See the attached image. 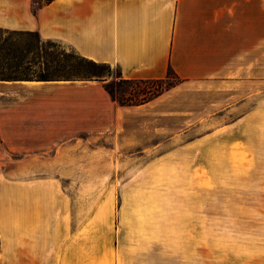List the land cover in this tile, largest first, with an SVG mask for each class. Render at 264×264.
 Wrapping results in <instances>:
<instances>
[{"label":"crops","instance_id":"crops-1","mask_svg":"<svg viewBox=\"0 0 264 264\" xmlns=\"http://www.w3.org/2000/svg\"><path fill=\"white\" fill-rule=\"evenodd\" d=\"M0 30L64 44L123 80H162L170 70L179 83L141 110L171 113L185 87L225 98L209 102V114L236 132L247 167L264 161V0H0ZM132 112L99 81L0 79V139L24 151L0 171V264H264V181L232 187L224 201L205 187L196 201L156 208L153 196H135L115 219L111 197L95 194L153 188L94 186L92 168H68L77 155L49 169L34 152H60L63 130L116 128ZM246 177L264 171L247 168Z\"/></svg>","mask_w":264,"mask_h":264},{"label":"rangeland","instance_id":"rangeland-1","mask_svg":"<svg viewBox=\"0 0 264 264\" xmlns=\"http://www.w3.org/2000/svg\"><path fill=\"white\" fill-rule=\"evenodd\" d=\"M0 79L99 81L116 104L133 107L134 112L128 113L116 128L89 129L79 125L75 130L62 131L60 152L55 146H37L34 151L46 159L49 169L60 168V157L77 155V161L68 168L78 171L92 168L94 186L153 188V193L141 195L95 194V198L111 197L112 218L119 217V210L135 196H153L156 208L162 202L196 201L202 191L199 188L205 187L207 197L224 201L228 200L232 187L259 185L264 181L261 177H246L247 168L255 174L264 171V161L250 162L247 167L245 148L240 138L236 139V132H231L228 124L220 128L221 124L215 121L217 114H209L217 108L208 105L209 102L220 107L225 98L185 87L173 94L174 106L169 114H150L139 108L156 93L179 83L173 73L162 80H122L114 67L91 63L64 44L40 39L38 43L33 33L0 30ZM202 101L207 103L206 109ZM21 152L24 151L7 149L0 139L1 173L12 169ZM90 180L62 178L63 184L71 181L77 185L90 184ZM212 187L215 190H208Z\"/></svg>","mask_w":264,"mask_h":264},{"label":"trees","instance_id":"trees-1","mask_svg":"<svg viewBox=\"0 0 264 264\" xmlns=\"http://www.w3.org/2000/svg\"><path fill=\"white\" fill-rule=\"evenodd\" d=\"M49 0H45L44 2H48ZM36 37V36H35ZM36 39H37V37H36ZM38 40V39H37ZM38 43H39V40H38ZM38 48H39V46H38ZM88 60V59H87ZM88 61H90L91 63H95V62H93V61H91V60H88ZM168 73H172L170 70H167V74ZM167 76V75H166ZM123 80V79H122ZM105 89V91H107L108 93H109V91L106 89V87L104 88ZM159 93H156L155 95H153V96H156V95H158ZM111 96V99L113 100V97H112V95H110ZM145 101H147V100H143V102H145ZM120 104H122V103H120Z\"/></svg>","mask_w":264,"mask_h":264}]
</instances>
